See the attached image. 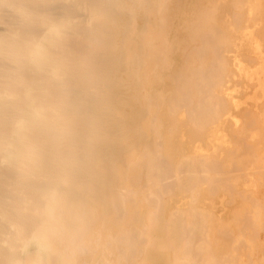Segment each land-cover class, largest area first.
<instances>
[{
    "label": "bare ground",
    "instance_id": "6f19581e",
    "mask_svg": "<svg viewBox=\"0 0 264 264\" xmlns=\"http://www.w3.org/2000/svg\"><path fill=\"white\" fill-rule=\"evenodd\" d=\"M248 2L0 0V264H263L264 77L257 190L228 178L243 141L204 147L245 58L228 53L264 58Z\"/></svg>",
    "mask_w": 264,
    "mask_h": 264
},
{
    "label": "rangeland",
    "instance_id": "374dc122",
    "mask_svg": "<svg viewBox=\"0 0 264 264\" xmlns=\"http://www.w3.org/2000/svg\"><path fill=\"white\" fill-rule=\"evenodd\" d=\"M264 1V0H263ZM258 2H260L259 0H251V3L250 2H248V4L247 5H245L246 7L247 6H249V7H247V9L246 8H242V10H245L244 12H245V15L246 16H244L245 18V25H243L244 26V31L245 32H247V34H248V36L251 38H253L254 37V39H255V37H256V39L255 40H253V39H251V42H252V40L253 41H256L257 40V42L259 43L260 41V44H259V47H260V49L264 52V38H262V37H264V36H262V35H264V22H262V21H264V20H262V19H260V16H259V14L257 13L258 11H256L255 9H252V10H250L249 11V9H250V6H251V4L253 5V4H255V3H258ZM254 10V11H253ZM246 11H248V12H246ZM255 11H256V13H255ZM251 12V13H250ZM251 14V15H250ZM253 14V15H252ZM256 15V16H255ZM259 16V17H258ZM247 18V19H246ZM248 18H249V20L251 19L252 21V23L250 22V23H247V22H249V20H248ZM261 20V21H260ZM256 23V24H255ZM250 24V25H249ZM251 24H252V26H251ZM246 25H249V26H246ZM258 25V26H257ZM260 25V26H259ZM247 28H246V27ZM256 26V27H255ZM251 27V28H250ZM247 30H246V29ZM249 28V29H248ZM260 30H259V29ZM262 28V29H261ZM255 29V31H257V32H254L253 30ZM258 29V30H257ZM243 31V30H242ZM242 31H241V33L240 32H238L239 33V35L240 34H242ZM243 31V33H245ZM250 31V32H249ZM253 32V33H252ZM251 33V34H250ZM256 33H257V35H256ZM262 33V34H261ZM246 34V33H245ZM255 34V35H254ZM260 36H261V39H260ZM258 38V39H257ZM263 40V41H262ZM262 43V44H261ZM249 45H247V46H241L240 48H239V51L236 53L235 51H230L228 54H230L231 56H235L236 54H238L239 53V55H236L235 57L237 58V60H238V62H240L244 57L246 58V57H250L249 59L248 58H246V60H245V58L243 59V61L241 62V64L240 63H238L237 62V60H235L234 61V64L233 65H237V64H240V65H242L241 67L243 68V66H244V70L245 69H247V68H249L250 70H252V71H254L255 69H257V70H255L254 71V73L252 74V76H254L253 78H252V76H251V72H249L250 70L248 69L247 71H244L242 68V72L243 73H240L241 72V69L240 68H236L235 66H234V69L236 68V70H235V73H232V76H231V78H230V80H229V84H228V86H229V89L231 90V100H230V109H229V112H227L228 114H227V116H225V120H224V122L222 123V124H220L219 126H218V128H217V134L215 135L217 138H211L210 140H209V143L207 142V143H204V147H205V149H207L206 151H209V152H206V153H212V152H219V151H221V149H222V153H223V151H224V149H225V151L226 150H228L227 148H230L231 149V147H235L236 148V146L238 147L241 143H236L237 141H239L240 140V142L241 141H243L244 143H242L243 145H240L239 147L240 148H244L243 150H238L237 148V150H238V152H240V153H243L242 155H244V160L246 159L247 160V165H248V167H247V165L246 164H244V166H242V167H244V168H242L244 171H242L240 168H237L238 166H237V163H235L234 164V166L233 167H231L230 169H231V171L229 170V174H228V176L229 175H231V176H227L228 178H230V179H233V178H236V176H239V178H238V180L239 179H241V180H236V182L235 183H232L233 181H231V184H233V187L235 186L234 184H237V185H240V187L241 188H250L251 187V189L250 190H257L256 189V187H255V185H253V181H255V179H256V168L255 167H257L256 165V160H257V158L256 157H253V159L251 160V159H249V158H252L250 155H253V153H255L254 154V156L257 154V151H256V147H255V151L253 150V149H251V151H250V149H249V151L247 150L248 149V147L250 148L251 146L250 145H252V147H253V145L254 144H256L257 142H256V135H255V133H256V128L255 127H253V129L252 128H249V127H252L251 125H253V124H255L256 122H257V124H258V116H256V115H258V112H259V109H258V104L260 105V104H262L261 103V101L263 102V100H260V102H259V97H258V94L260 93L259 91H258V79L260 78V76H262V77H264V58H262L261 60H259V58H257V60H256V62L259 64H257L256 63V65L254 64V62H255V58L257 57V55H256V53L254 52V50H251V47L249 46ZM252 46V45H251ZM240 54H242V56L240 55ZM249 56H248V55ZM253 55V57H252V55ZM239 56V57H238ZM234 57V59H236ZM240 57H242V58H240ZM252 57V58H251ZM239 58V59H238ZM241 59V60H240ZM253 59V60H252ZM252 60V61H251ZM263 60V61H262ZM249 61V62H248ZM245 62H246V66H248L247 68H245L246 66L244 65L245 64ZM252 64H251V63ZM260 62V63H259ZM237 63V64H236ZM242 63H244V64H242ZM250 64V65H249ZM239 65V66H240ZM253 66V68H255V69H252V66ZM238 66V67H239ZM250 66V67H249ZM255 66V67H254ZM259 67V69L257 68V67ZM240 69V71H239V73H238V70ZM259 70H261V71H259ZM237 71V72H236ZM247 72V73H246ZM259 72V73H258ZM244 74H245V76H244ZM246 74H247V76H246ZM248 74H250V77L248 76ZM240 75H243V76H240ZM255 75H256V77H255ZM242 77H243V79H242ZM246 77V78H245ZM248 78V79H247ZM250 78V79H249ZM245 79V80H244ZM252 79V80H251ZM246 81H247V83H246ZM250 83H249V82ZM256 85H255V84ZM248 84V85H247ZM246 85V86H245ZM250 85H251V87H256V88H251L250 87ZM255 85V86H254ZM246 88H245V87ZM250 88H249V87ZM257 91V92H256ZM256 95H255V94ZM255 95V96H254ZM260 95V94H259ZM235 96V97H234ZM234 97V98H233ZM255 98V99H254ZM257 99V100H256ZM235 100V101H234ZM232 101H234V102H232ZM236 101H238V102H236ZM256 101V102H255ZM257 102H259V103H257ZM232 103V104H231ZM234 103V104H233ZM264 103V102H263ZM252 104H253V106H255V107H253L252 106ZM231 106H232V108H231ZM251 106V107H250ZM260 106H262V105H260ZM250 109H249V108ZM247 108H248V111H247ZM252 108V109H251ZM263 109H264V107H263ZM242 110H246L245 112L247 113L248 112V114H246V113H244V111L242 112ZM252 110V113L251 112H249V111H251ZM253 110H254V112H253ZM257 111V112H256ZM239 112H241V113H239ZM229 113H231V114H229ZM244 113V114H243ZM251 115H250V114ZM257 113V114H256ZM233 114V115H232ZM254 114H256V115H254ZM229 115H230V117H229ZM242 115L244 116V119L242 118ZM246 115V116H245ZM232 116H235V117H232ZM249 116V117H248ZM250 116H251V119H250ZM256 116V117H255ZM238 117H241L242 119H239ZM255 119H254V118ZM231 120H230V119ZM248 118V119H247ZM257 118V119H256ZM239 119V120H238ZM245 120H246V123H244L245 122ZM250 120V121H249ZM254 120V122L252 123V121ZM243 121V123H241ZM251 122V123H250ZM248 123H250V125L248 124ZM232 124V125H231ZM234 124V125H233ZM237 124V125H236ZM240 126H239V125ZM241 124H244V125H241ZM246 124H248V127L246 126ZM257 124H255V125H253V126H258ZM228 125V126H227ZM264 125V124H263ZM234 126H236V131L237 132H239V134H237V135H235V133H237V132H235V131H231V130H235L234 129ZM237 126H239V127H237ZM241 126H246L247 128H246V131H245V128L244 129H241ZM232 129H231V128ZM242 127V128H243ZM241 129V130H240ZM241 132H240V131ZM249 130V131H248ZM246 133H245V132ZM248 131V132H247ZM243 132H244V134H243ZM233 133H234V135H233ZM248 133H249V135H248ZM219 134V135H218ZM253 134V135H252ZM220 135H221V137L222 138H220ZM244 135L245 136H247V137H244ZM240 136H242L243 137V139L240 137ZM232 137H235L234 138V140H233V138ZM239 137H240V139H239ZM231 138H232V140L235 142H233L232 140H231ZM237 138V140H235ZM212 139H215V140H212ZM242 139V140H241ZM246 139H247V141H246ZM248 140H250V141H248ZM213 141H214V143H213ZM227 141V142H226ZM232 141V142H231ZM211 142V143H210ZM222 144V146L219 144ZM225 142V143H224ZM213 143V144H212ZM231 143H233V144H231ZM254 143V144H253ZM208 146H207V145ZM227 146H226V145ZM229 144V145H228ZM231 144V145H230ZM236 144V145H235ZM246 144H249V145H246ZM244 145H246V147L244 146ZM257 145V144H256ZM214 146H215V148H214ZM216 146H218V147H216ZM225 146V147H224ZM242 146V147H241ZM251 147V148H252ZM258 147V146H257ZM213 148V149H212ZM235 148H233L232 150H235ZM247 148V149H246ZM216 149V150H215ZM237 150H235L236 152H237ZM254 152H253V151ZM246 151V152H245ZM249 152H252V153H248ZM245 153H247V156L249 155L250 157H248L247 158V156L245 155ZM254 158H256V160L254 159ZM246 160H245V162H246ZM255 160V161H254ZM250 161H251V163H250ZM254 161V165H252V162ZM244 162V163H245ZM249 163H250V165H249ZM245 165H246V169L248 170L247 171V173H246V170H245ZM250 166V167H249ZM252 166H254L253 168H252ZM235 168V169H234ZM251 168V169H250ZM236 169H239V170H237L236 171ZM255 170V172H253L254 170ZM233 171V172H232ZM239 171H242V176H244L243 177V180H245V181H242V176H240V174L238 175V173H240ZM253 172V176L255 177H253L252 176V172ZM231 172V173H230ZM250 172V173H249ZM233 173H235L234 174V176H233ZM237 173V174H236ZM245 173V175H243ZM236 175V176H235ZM247 175V176H246ZM252 176V177H251ZM241 177V178H240ZM249 177V178H248ZM246 178L247 179H249V180H246ZM254 178V179H253ZM252 179V180H251ZM235 180V179H234ZM241 182V183H240ZM243 183H245L244 185H243ZM254 184H256L255 182H254ZM242 185L244 186V187H242ZM252 188H254V189H252ZM233 189H235V187L233 188ZM247 190H249V189H247ZM234 192H236L235 190L234 191H232V193L233 194H229L230 196H231V198L233 199V200H230L231 198H230V196H226L225 198H222V197H216L217 198V201H216V198H214L213 200H214V202H215V210L216 211H218V212H220L219 214H222L224 217H228L229 216V214H231V213H233L232 211H234L235 210V207H239L240 206V204L239 203H241V201H242V199H241V197H242V193H238V194H236V193H234ZM235 194H236V196H235ZM238 195H240L241 197H239L240 199H239V201H238ZM235 197H236V200H235ZM251 198H252V196H251ZM251 198H250V200H251ZM222 199V200H221ZM234 201V202H233ZM237 201V202H236ZM207 202H209V201H207ZM243 203V202H242ZM251 205H252V200H251ZM242 205V204H241ZM222 208V209H221ZM263 245H264V242H263ZM259 253H258V255H256L255 256V259L256 260H258L259 259ZM257 257V258H256ZM258 262V264H260V262L259 261H257ZM261 264H262V262H261ZM263 264H264V261H263Z\"/></svg>",
    "mask_w": 264,
    "mask_h": 264
}]
</instances>
